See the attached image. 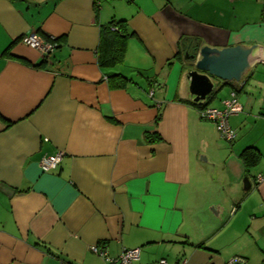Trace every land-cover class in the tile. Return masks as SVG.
Listing matches in <instances>:
<instances>
[{
    "label": "crops",
    "instance_id": "0c3cea01",
    "mask_svg": "<svg viewBox=\"0 0 264 264\" xmlns=\"http://www.w3.org/2000/svg\"><path fill=\"white\" fill-rule=\"evenodd\" d=\"M263 8L0 0V264H106L92 245L111 257L139 247L143 263L264 264V70L241 88L214 79L206 105L220 107L235 90L241 107L229 116L236 137L225 141L188 102L184 58L193 40L264 46ZM112 19L133 34L123 60L102 67L100 27ZM31 33L54 37V50L42 56L22 43ZM248 146L260 158L246 170L239 154ZM59 151V165L42 171L41 157ZM211 205L224 207L221 218Z\"/></svg>",
    "mask_w": 264,
    "mask_h": 264
},
{
    "label": "water",
    "instance_id": "95a60500",
    "mask_svg": "<svg viewBox=\"0 0 264 264\" xmlns=\"http://www.w3.org/2000/svg\"><path fill=\"white\" fill-rule=\"evenodd\" d=\"M264 51V46L257 43L235 44L222 48L201 45L200 40H195L187 46L184 54L185 60L191 69L187 73L189 79V94L194 102L203 104L214 88V79L223 83L239 82L240 88L249 70L258 62L259 54ZM251 187L248 176L242 180V188L247 191ZM210 211L221 218L224 207L211 205Z\"/></svg>",
    "mask_w": 264,
    "mask_h": 264
},
{
    "label": "built area",
    "instance_id": "2783aa9c",
    "mask_svg": "<svg viewBox=\"0 0 264 264\" xmlns=\"http://www.w3.org/2000/svg\"><path fill=\"white\" fill-rule=\"evenodd\" d=\"M94 1L99 2V0ZM54 40V37L43 39L34 33L26 34L21 37L22 43L37 49L42 56L48 55L54 50L56 46ZM240 110L241 107L238 103L237 92L235 90L230 92V96L228 98L222 100L220 107L205 105L204 107L198 109L200 116L213 123L219 135L227 141H231L236 137V132L230 126L229 116L233 113L239 112ZM61 160L62 152L59 151L43 155L39 163L42 171L47 172L55 169ZM262 179V175L259 174L256 176V180L261 181ZM90 250L93 253L102 256L106 261V264H167L165 258H160L155 263L141 262L139 247L123 248L122 251L115 257L108 256L105 247L103 246L92 245L90 246ZM243 262V258L234 257L228 262V264H242Z\"/></svg>",
    "mask_w": 264,
    "mask_h": 264
},
{
    "label": "trees",
    "instance_id": "16d2710c",
    "mask_svg": "<svg viewBox=\"0 0 264 264\" xmlns=\"http://www.w3.org/2000/svg\"><path fill=\"white\" fill-rule=\"evenodd\" d=\"M259 21L264 23V8L260 14ZM126 27L124 20L112 19L108 23L101 25L100 27V40L98 46V63L102 67H112L123 60L125 54L126 46L129 37L132 35ZM195 42V40L191 41ZM115 78L119 79V84H123L125 81L124 76L120 74L113 75ZM212 97V92L209 94L206 101L203 104H198L192 100L188 102L197 107L198 109L204 107L210 102ZM160 136L154 134L152 139H159ZM246 170L250 167L255 166L260 158L259 150L254 146L245 147L239 154Z\"/></svg>",
    "mask_w": 264,
    "mask_h": 264
},
{
    "label": "rangeland",
    "instance_id": "374dc122",
    "mask_svg": "<svg viewBox=\"0 0 264 264\" xmlns=\"http://www.w3.org/2000/svg\"><path fill=\"white\" fill-rule=\"evenodd\" d=\"M259 63L253 67L252 69L249 70L248 74H250L251 71L256 72V70H260L263 69L264 70V64L261 61H264V56L262 58H259ZM216 130V129H215ZM217 131V130H216ZM219 134V133H218ZM221 137V136H220ZM223 140L227 141L226 139H224L223 137H221Z\"/></svg>",
    "mask_w": 264,
    "mask_h": 264
},
{
    "label": "bare ground",
    "instance_id": "6f19581e",
    "mask_svg": "<svg viewBox=\"0 0 264 264\" xmlns=\"http://www.w3.org/2000/svg\"><path fill=\"white\" fill-rule=\"evenodd\" d=\"M263 56H264V51L259 54L258 58H262Z\"/></svg>",
    "mask_w": 264,
    "mask_h": 264
}]
</instances>
